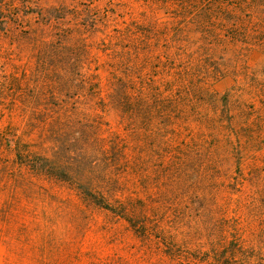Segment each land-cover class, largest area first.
Wrapping results in <instances>:
<instances>
[{
  "label": "rangeland",
  "instance_id": "rangeland-1",
  "mask_svg": "<svg viewBox=\"0 0 264 264\" xmlns=\"http://www.w3.org/2000/svg\"><path fill=\"white\" fill-rule=\"evenodd\" d=\"M235 237L264 257V0H0V264Z\"/></svg>",
  "mask_w": 264,
  "mask_h": 264
},
{
  "label": "trees",
  "instance_id": "trees-1",
  "mask_svg": "<svg viewBox=\"0 0 264 264\" xmlns=\"http://www.w3.org/2000/svg\"><path fill=\"white\" fill-rule=\"evenodd\" d=\"M41 159L47 161L48 157L43 156ZM229 246L231 248H224L219 253L215 251L211 257L200 260V264H264V257H259V260L254 259V248L246 247L238 238L235 237Z\"/></svg>",
  "mask_w": 264,
  "mask_h": 264
}]
</instances>
